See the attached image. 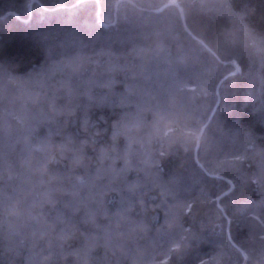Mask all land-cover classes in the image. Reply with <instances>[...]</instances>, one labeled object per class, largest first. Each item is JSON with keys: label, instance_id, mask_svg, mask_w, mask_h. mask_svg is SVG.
I'll use <instances>...</instances> for the list:
<instances>
[{"label": "trees", "instance_id": "trees-1", "mask_svg": "<svg viewBox=\"0 0 264 264\" xmlns=\"http://www.w3.org/2000/svg\"><path fill=\"white\" fill-rule=\"evenodd\" d=\"M118 1L73 7L78 0H0V264H175L164 253L176 237L161 226L185 200L198 202L195 218L185 213L183 224L199 234L185 264L198 258L211 264L228 232L226 225L219 236L212 229L217 195L230 218L240 216L239 190L226 199L220 187L233 175L259 174L264 87L252 39L264 37V0H123L116 8ZM232 55L244 75L217 97L220 72L235 67ZM216 106L202 135L201 162L246 158L236 162L239 171L225 164L207 175L193 163L191 148ZM53 109L66 115L48 119ZM85 113L88 133L81 128ZM123 122L129 130L113 141V125ZM94 131L100 135L92 138ZM69 135L68 149L83 148L79 164L69 150L60 158ZM46 152L57 162L44 170L39 161ZM150 157L159 168L145 163ZM157 173L163 183L175 180L179 199L153 184ZM132 183L140 186L128 192ZM50 190L55 204L46 202ZM245 192L259 203L254 185ZM129 206V220L117 227L116 213ZM92 211L95 224L84 223ZM139 221L147 230L131 232ZM62 229L69 239H60ZM259 231L258 222L254 228L234 222L231 243L244 244L251 256L246 261L228 250L223 260L264 264Z\"/></svg>", "mask_w": 264, "mask_h": 264}, {"label": "snow or ice", "instance_id": "snow-or-ice-1", "mask_svg": "<svg viewBox=\"0 0 264 264\" xmlns=\"http://www.w3.org/2000/svg\"><path fill=\"white\" fill-rule=\"evenodd\" d=\"M85 4V0H78L77 4H74L73 7L77 6H83ZM27 7H31L32 4L29 3L26 5ZM61 7H64V5H61ZM238 22V21H237ZM261 25L264 27V16L261 18ZM246 35H250L248 33V30L245 28L243 29ZM252 47H254L255 51L259 53L261 56V75H260V82L262 87H264V37H260L259 39L253 38L252 39ZM28 56V53H21L20 57L21 59H26ZM228 63L235 66L234 68H225L220 72V76L217 79V82L214 87V92L217 97L221 95V90L224 87H227L230 85L232 81H235L237 77L243 76L244 73L242 71V68L240 64L237 63V58L235 55L230 56ZM203 93L207 95V89H202ZM129 96L133 95V90L130 88L128 90ZM89 100H92V97L89 96ZM128 97H125L121 100V103H127ZM217 105H219V100L217 101ZM214 115L216 113L215 109H212ZM53 115L49 116L48 119L55 120L58 116H65L64 110L60 109H53ZM74 112H68L67 116L73 115ZM260 114L261 118L264 119V104H261L260 106ZM103 119V117H101ZM209 127V123H204L202 125V129H207ZM81 128L85 133H88L89 131V119L87 117V113H85V116L83 120L81 121ZM129 130V126L127 122H123L120 124L119 127L116 125H113V131H112V140L115 141L118 136H120L122 133ZM100 133L98 131L92 132V138H95L96 136H99ZM223 135V133H221ZM67 144L61 145L60 148V158L64 159V152L66 150L73 152V161L77 164L81 162L82 157L79 155V153L83 152V148L80 149H68V144L73 143V137L71 135L67 136ZM249 142L251 144H254L255 141L251 137L248 138ZM233 142H235V138H233ZM88 138H84L81 140V144H87ZM202 140L200 137H197L196 142L192 145L191 151L195 152V157L192 158L193 163L200 169L201 173L212 175L216 172V169L221 168L225 164H228L232 169L239 171V166L236 163L237 161H241L245 159L246 157L242 154H232V157L230 160H213V161H205L201 162L202 158L200 156V147H201ZM189 147L185 146L184 151L187 153L189 152ZM102 159L107 156V152L102 149L101 150ZM166 155L165 151H160L159 156L164 157ZM256 156L259 157V174L258 175H233L232 179H229L227 181V185L220 187L219 191L222 193L223 197L226 199H231L233 196L236 195V193L233 192V189L239 190L240 199L237 202L240 216L236 218H230L227 206L220 207V203H223V200L221 199L220 195H217L216 197V206L215 210L213 212V219L211 220L212 229L215 231V229H220L219 233H216V235H221L224 233L225 225L228 228V232L224 238V240L219 244V251L217 252L216 256L212 258L211 264H239L238 259L235 261L228 260L224 261L223 257L228 254V250H233L236 253L243 255L244 259L247 261L250 259L251 252H247L245 249L244 244L240 243L239 247H237L236 244L231 243V241L234 239V237L231 235V226L234 222L238 224H244L248 227L254 228L256 226V223H259L260 231L258 240L260 242V256L264 258V151H260L255 153ZM57 162L56 155L52 154L50 152H46L44 155V159L39 161L40 166L42 169L46 170L48 169L49 165L51 163ZM146 164H150L153 167L159 168L160 161L153 160L151 157L149 160L145 161ZM127 171V167L122 168L119 170V172L116 173V176H119L120 173H125ZM56 177H53L55 179ZM220 179H223V176L219 177ZM77 181L79 184L83 185L84 181L83 178L77 177ZM235 181V183H234ZM153 184L157 187H159L162 191V194L167 197L171 195L174 199H179V197L176 195L174 185L175 180H170L167 183H163L160 180V177L158 173L153 178ZM255 186V189L258 190L259 195L261 197L258 204H254L248 201L245 189H247L250 186ZM139 183H132L127 186L128 192H134L138 187ZM227 188V191L224 190V188ZM115 190V189H113ZM52 191L50 190L48 193H45V196L47 197L46 202L50 204H55V201L51 198ZM231 194V195H230ZM102 202V195L100 197ZM197 200H192L191 202H188L187 200L183 201L178 205V211H173L171 208L168 212V218L165 220V225L161 226L162 230L170 235L175 236L176 238L172 239L171 246L168 248V250L164 253L165 256L173 258L175 257V264H185V257L189 255L190 251L192 250V247L195 243V241L199 238V234L195 231H193L191 228H185L183 221L185 219V213H191L193 218H195V214L198 210L197 208ZM200 203H203V201H200ZM177 207L176 205H173V208ZM131 206L128 208L122 209L121 211L116 213V225L119 227L121 225V222L128 221V213L131 212ZM87 224H95L96 222V213L94 211L89 212L87 214V219L83 221ZM54 227V225H52ZM202 228L207 227L206 225H201ZM137 229H139L141 232L147 230V225L143 221L139 222H132L129 230L131 232H135ZM251 238L255 241L256 240V233L253 232L250 234ZM70 234L67 230L62 229L60 239L65 240L69 239ZM105 240L110 241V232L105 233ZM51 247V245H50ZM245 249L244 252L241 250ZM78 255V253H74ZM51 255V253H50ZM87 255V253H85ZM194 264H209V261H205L203 259H197Z\"/></svg>", "mask_w": 264, "mask_h": 264}, {"label": "water", "instance_id": "water-1", "mask_svg": "<svg viewBox=\"0 0 264 264\" xmlns=\"http://www.w3.org/2000/svg\"><path fill=\"white\" fill-rule=\"evenodd\" d=\"M122 1H123V0H119V1L116 3V8H117V6L119 5V3L122 2ZM128 1H130L131 3H133L132 0H128ZM167 5H168V4H167ZM167 5H164L163 7L159 8V9H156V11H162ZM182 17H184L183 14H182ZM216 109H217V106L215 107V110H216ZM213 116H214V113L211 114V116H210V118H209V120H208L207 123H210V122H211ZM204 131H205V129H201V131H200V133H199V136H198V137H200L201 139H202V135H203Z\"/></svg>", "mask_w": 264, "mask_h": 264}]
</instances>
